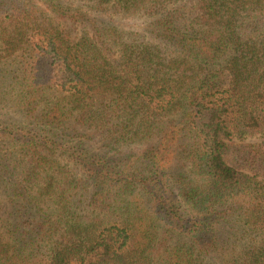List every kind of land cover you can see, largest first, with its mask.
Listing matches in <instances>:
<instances>
[{
  "label": "trees",
  "instance_id": "16d2710c",
  "mask_svg": "<svg viewBox=\"0 0 264 264\" xmlns=\"http://www.w3.org/2000/svg\"><path fill=\"white\" fill-rule=\"evenodd\" d=\"M0 74V264H264V0H0Z\"/></svg>",
  "mask_w": 264,
  "mask_h": 264
},
{
  "label": "rangeland",
  "instance_id": "374dc122",
  "mask_svg": "<svg viewBox=\"0 0 264 264\" xmlns=\"http://www.w3.org/2000/svg\"><path fill=\"white\" fill-rule=\"evenodd\" d=\"M119 26L123 28L124 31H141L146 28L147 24L145 23L144 20L130 19V20H124L123 22H120ZM9 83H10L9 79L6 76L4 77L2 74H0V113L3 114L0 117L4 119L13 120L16 117L21 116V113H20V110L15 105H13L11 101L9 102L8 91L10 90H7ZM4 93H6V96H3ZM3 99H6V101H3ZM5 107L7 108L3 109ZM5 112H7V115H5ZM250 141L259 142L261 140L258 138H253V139H250ZM129 153H130L129 150L124 153L122 152L124 156L129 155ZM117 157L118 156H116V158Z\"/></svg>",
  "mask_w": 264,
  "mask_h": 264
}]
</instances>
